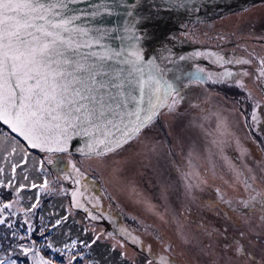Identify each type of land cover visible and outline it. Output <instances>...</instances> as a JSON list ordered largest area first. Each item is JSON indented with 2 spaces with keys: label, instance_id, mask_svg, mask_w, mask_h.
<instances>
[{
  "label": "rangeland",
  "instance_id": "rangeland-1",
  "mask_svg": "<svg viewBox=\"0 0 264 264\" xmlns=\"http://www.w3.org/2000/svg\"><path fill=\"white\" fill-rule=\"evenodd\" d=\"M227 9L229 13L221 19L203 24L204 31L209 26L219 31L208 33L207 38L201 29L194 36L199 43L214 47L224 43L222 51H228L225 44L230 40H236L239 47L244 44L240 36L229 38L221 33L229 29L228 21L235 26L251 21L264 24V0ZM212 51L217 53L215 48ZM190 78L178 79L185 86L181 84L183 99L175 113L164 111L154 126L103 162L70 153L30 151L16 137V151L9 155L14 136L0 124L4 148L0 151V208L11 204L3 215L17 231L16 238H4L8 230L0 226V257L11 252L17 264H33L31 253L24 256L12 250L19 237H25L19 242L52 264H69L72 256L77 257L72 264H99L91 259L88 248L92 245L98 247L96 259L109 264H148L161 255L173 264H224L232 255L224 248L228 245L234 250V241L259 258L264 249L262 214L258 206L255 211L242 210L241 202L264 194V135H258V145L248 137L241 125L240 105L218 94L224 87L218 86L214 94ZM49 159L54 162L48 163ZM73 165L82 177L73 172ZM241 170L253 189L246 187ZM64 173L70 174L68 179ZM185 173L191 175L186 178ZM45 181L47 185L41 188ZM111 217L118 221L114 230L105 223ZM58 231L65 240L81 233L80 243L85 245L78 241L71 247H66L69 241L59 245ZM49 244L59 248H49ZM240 255L232 264H246Z\"/></svg>",
  "mask_w": 264,
  "mask_h": 264
},
{
  "label": "snow or ice",
  "instance_id": "snow-or-ice-1",
  "mask_svg": "<svg viewBox=\"0 0 264 264\" xmlns=\"http://www.w3.org/2000/svg\"><path fill=\"white\" fill-rule=\"evenodd\" d=\"M80 2L0 0V121L9 127L11 133L23 137L32 148L49 153L67 152L74 138H85L83 147L76 151L103 162L106 156L118 152L154 126L164 111L175 113L183 98L171 83L163 80V70L154 60L144 62L143 49L138 45L146 36L138 25L147 17L134 16V10L140 4L134 0H111L110 3L109 0H101L89 5L88 9L72 7ZM120 6H124L125 17L131 18L125 21L123 32L127 33L128 41H136L126 48L116 50L101 44V40L115 29L93 28L78 23L86 18L110 16ZM113 38L122 39L120 36ZM94 47L101 51L92 50ZM257 59L261 66L257 79L264 83V58ZM113 60L130 65V68L125 71L124 68L113 67L110 63ZM228 62L251 64L253 61L238 58ZM223 75L231 77L233 74L225 72ZM14 142H18L15 137L10 141L9 155L16 151ZM3 150L0 145V151ZM53 162L48 160V163ZM12 167L15 170L16 165ZM72 168L77 176H83L75 165ZM184 175L187 178L191 174ZM69 176V173H64L65 179ZM74 182L79 184L80 180L75 179ZM244 183L246 187L251 186L248 179ZM46 185L47 181L41 188ZM241 203L249 211H255L259 205V210L264 213V194L257 193ZM10 207L11 204H5L0 208V226L8 230L4 238L8 235L17 237L13 221L3 215L4 210ZM92 219L98 217L92 216ZM261 220L264 221V215ZM31 230L29 226L28 232ZM24 239L19 237L12 250L18 249L24 256L31 253L33 264H52L51 260L38 257L33 247L19 242ZM134 241L138 242V238ZM234 243L237 245L234 250L228 245L224 248L232 253L224 264H232L237 253L242 254L239 259L246 264H264V249L258 258L257 253L249 252L240 241ZM76 258L70 257L69 264ZM157 260L159 264H173L169 257L163 255L154 257L148 264H156ZM0 264H17V261L9 252L0 257Z\"/></svg>",
  "mask_w": 264,
  "mask_h": 264
},
{
  "label": "flooded vegetation",
  "instance_id": "flooded-vegetation-1",
  "mask_svg": "<svg viewBox=\"0 0 264 264\" xmlns=\"http://www.w3.org/2000/svg\"><path fill=\"white\" fill-rule=\"evenodd\" d=\"M192 1L196 3V0ZM227 8L228 7L209 10L207 12L208 14L196 20H184L173 30L172 43L177 50L178 58L170 71V75L174 76L175 73L179 74L178 79L181 80L183 77H195L193 80L194 84L202 82V86L214 94L218 86L224 87L223 90H218V94L221 95L222 99L240 105L243 131L249 134L248 137L254 140V143L258 145V135H264V83H262L260 79H257L259 76L258 69L261 67L257 57L264 58V24H258L254 21L242 24L239 22V26L236 24V26H238L236 27L232 20L228 21L229 29L223 28L221 33L229 38L240 36L244 42V44L239 47L236 45V40L228 41V43L225 44L228 45L226 46L227 49H229L228 51H222L224 43L218 45V47H214L208 46L205 43L201 44L199 43V38L197 40L194 38L198 31L201 29L203 31L205 30L203 24L213 20H219L225 13H229L230 9ZM202 10H204L203 6ZM226 21L227 20H225V22ZM217 30L219 31L218 27L211 29L209 26L204 33H207L208 38L209 34H212L213 31L217 33ZM214 48L217 50V53L212 51ZM230 48H232V50H230ZM181 56H184L185 59L181 60ZM238 58L245 60L251 59L253 62L251 64L228 62ZM197 67H202L204 71L201 72V70H196L195 68ZM195 70L197 73L194 75ZM225 72H231L233 75L231 77L224 76L223 74ZM244 72H247L248 75H242ZM209 74H211L210 78ZM174 79L180 86L181 84L185 86L184 83H181V81H178L175 77ZM241 85H243V87H241ZM180 95L183 98L182 92ZM253 116H255V120H253ZM242 172L241 170L243 181L248 179V183L251 185L249 188L253 189L251 180ZM250 197L252 196L246 197L245 200L250 199ZM241 207L242 210H247L243 207V204ZM261 214L264 215L262 212Z\"/></svg>",
  "mask_w": 264,
  "mask_h": 264
},
{
  "label": "water",
  "instance_id": "water-1",
  "mask_svg": "<svg viewBox=\"0 0 264 264\" xmlns=\"http://www.w3.org/2000/svg\"><path fill=\"white\" fill-rule=\"evenodd\" d=\"M255 1L257 0H196L195 3L192 0L182 2L176 0H134V2L140 4V7L134 10V16L147 17V19H144L138 25L139 29L146 36V38L140 41L138 45L143 49L142 55L144 56V62L147 63L149 60H154L155 64L159 65L163 70V80L171 83L173 87L181 93L183 87L179 86L175 79L170 75V71L174 67L178 58L177 50L172 43L173 30H175L182 21L187 19H199L203 15L208 14L207 12L209 10L229 7L230 5L242 7ZM100 2L101 0H81L80 3L73 5L72 7L88 9L89 5ZM110 2L111 0H109V3ZM126 2H128V0H126ZM153 5H158L159 7H152ZM202 6L204 7V10H202ZM124 12V6H120L119 8L114 9V13L110 16L104 15L95 19L86 18L78 23L93 28L115 29V31L110 32L108 36L101 40V44L119 50L121 47L126 48L129 43H136V41H128L127 33L123 32L125 21L131 19L125 17ZM116 36H120L122 39H114L113 37ZM92 50L101 51L99 47H94ZM121 59H123V56ZM110 63L113 67L124 68L125 71L130 68V65L120 64L116 60H113ZM0 124L10 132L9 127L3 124L2 121H0ZM10 134L20 140L30 151L49 153L42 151L39 148H32L28 142L24 141L23 137H20L18 134L11 132ZM84 141L85 138H74L68 146V151L64 153L84 156L76 151L77 148L83 147Z\"/></svg>",
  "mask_w": 264,
  "mask_h": 264
},
{
  "label": "trees",
  "instance_id": "trees-1",
  "mask_svg": "<svg viewBox=\"0 0 264 264\" xmlns=\"http://www.w3.org/2000/svg\"><path fill=\"white\" fill-rule=\"evenodd\" d=\"M3 127V126H2ZM4 128V127H3ZM5 129V128H4ZM6 130V129H5ZM83 200V199H82ZM80 201H81V198H80ZM84 201V200H83ZM102 211H103V209H102ZM104 214H105V212L103 213V216H104ZM117 218L116 217H111V221L110 220H108V219H106L105 220V223H107L106 224V226H108L109 228H113V230L115 229V226H116V224H117ZM73 225H74V222L70 225V227H73ZM110 230V229H109ZM62 231H64V230H62ZM85 233H86V231L85 230H83ZM59 233L57 234L58 235V237H59V240L61 241V243H59V245H62V243H63V241H69V245L71 246L72 245V243H75L74 241H78L79 242V244L80 245H85V242H83V243H80V241H81V239H80V237H81V233L80 234H76L75 235V238H74V240L72 239V240H68V239H64V237H65V235L62 233V232H60V231H58ZM84 233V234H85ZM55 235V234H54ZM77 236L79 237V238H77ZM52 244H53V242H51ZM99 243V242H98ZM51 244V246L52 247H54V245H52ZM55 244V243H54ZM59 245H56L55 247L56 248H59ZM108 245V244H107ZM109 246V248L110 249H112V250H114L110 245H108ZM54 247V248H55ZM62 247V246H61ZM88 250H89V252H90V256H91V259H93L96 263H99V264H109V263H107V262H105L101 257H100V259H96V252L98 253V247H95L94 245H92L90 248H88ZM116 251V250H115Z\"/></svg>",
  "mask_w": 264,
  "mask_h": 264
},
{
  "label": "bare ground",
  "instance_id": "bare-ground-1",
  "mask_svg": "<svg viewBox=\"0 0 264 264\" xmlns=\"http://www.w3.org/2000/svg\"><path fill=\"white\" fill-rule=\"evenodd\" d=\"M176 1H178V2H182V0H176ZM207 1V0H206ZM123 249H127V247L126 246H123ZM128 250V249H127Z\"/></svg>",
  "mask_w": 264,
  "mask_h": 264
}]
</instances>
